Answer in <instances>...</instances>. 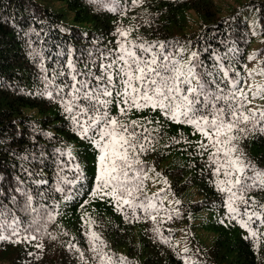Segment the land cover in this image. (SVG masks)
<instances>
[{
	"label": "trees",
	"instance_id": "16d2710c",
	"mask_svg": "<svg viewBox=\"0 0 264 264\" xmlns=\"http://www.w3.org/2000/svg\"><path fill=\"white\" fill-rule=\"evenodd\" d=\"M44 1L0 0V193L7 190L12 195L18 178L25 175L22 169L27 168L53 185L51 189L31 182L24 185L48 193L43 200L36 197L34 206H54L53 218L42 222L35 240H0V264H93L89 233L100 238L104 253L113 260L122 257L125 264H264V217L253 221L249 235L242 237L240 223L222 213L226 194L211 183L215 176L209 152L197 147V141H207L189 125L166 120L158 112L133 110L122 118L128 123L137 120L151 133L152 143L140 155L145 171L138 195L159 193L163 198L162 211L153 213L156 221L142 210L132 216L112 199L99 193L93 196L97 152L75 133L59 103L44 93L40 69L42 62L50 74L57 66L56 53L67 47L85 53L113 48L120 39L117 29L126 28L128 40L167 43L186 54L196 51L208 66L217 62V56H226L224 63L234 62L232 72H239L248 83L250 55L264 69V0L241 2L254 14L246 16L235 6L216 13L212 0H138L135 4L132 0H57L72 13L67 27L63 14L46 7ZM185 21H193L195 27L184 28ZM248 99L246 110L253 109L249 95ZM113 114H118L115 108ZM234 143L238 149L234 155L243 154L256 169L264 170V134L256 131ZM69 150L85 179L71 189H79L76 195L63 198L66 194L55 192L54 185L57 163L69 159L60 153ZM151 171L159 179L155 189L147 180ZM192 189L196 197L170 202ZM17 199L23 203V197ZM246 199L255 201L259 212L264 190L254 187ZM8 207L15 210L10 203ZM16 214L31 219L23 212ZM207 234L209 248L200 240Z\"/></svg>",
	"mask_w": 264,
	"mask_h": 264
},
{
	"label": "snow or ice",
	"instance_id": "6c2138e0",
	"mask_svg": "<svg viewBox=\"0 0 264 264\" xmlns=\"http://www.w3.org/2000/svg\"><path fill=\"white\" fill-rule=\"evenodd\" d=\"M137 2L132 0L133 4ZM117 34L121 39L110 49L87 53L71 47L62 49L56 53L57 66L50 74L40 63L44 93L59 103L75 133L97 152L95 190L91 194L99 193L112 199L118 209L132 216L142 210L156 221L153 213L162 211L163 198L159 193L143 198L138 195L143 190L145 171L140 155L152 143L151 133L137 120L128 123L122 119L133 110L149 109L166 120L189 125L207 141H197V147L201 152H209L213 175L223 176L216 181V187L226 194L227 219L237 221L242 228L261 220L264 205L257 212L255 201L246 196L254 187L264 190V170L256 169L243 154L234 155L238 152L234 142L256 131L264 134V110H246L250 103L248 93L253 99L264 97V85L242 81L239 72H232L234 62L224 63L226 56H217V62L208 66L196 51L186 54L183 48L173 49L167 43H137L128 40L129 33L120 29ZM35 35L38 37L40 33L37 31ZM33 53L40 55L35 49ZM254 71L249 72V77ZM255 74L264 77V69ZM113 108L117 115L113 114ZM60 155H67L69 159L57 163L54 190L65 193L63 198H70L79 192V189L76 192L71 189L85 177L74 163L70 150ZM22 172L25 175L18 178L12 195H7V190L0 193L3 197L0 200V240L12 237L35 240L42 222L53 218L54 206H34L36 197L43 200L48 193L42 188L30 191L24 187L29 182L38 188L48 185L51 189L53 185L47 179H37L38 174L27 168ZM17 195L23 197L22 204ZM4 201L14 205L15 210ZM17 212L31 219H21ZM251 235L256 233L251 232ZM89 246L95 253L91 257L93 264H125L122 257L113 260L102 251L103 242L95 233H89Z\"/></svg>",
	"mask_w": 264,
	"mask_h": 264
},
{
	"label": "rangeland",
	"instance_id": "374dc122",
	"mask_svg": "<svg viewBox=\"0 0 264 264\" xmlns=\"http://www.w3.org/2000/svg\"><path fill=\"white\" fill-rule=\"evenodd\" d=\"M243 1L244 0H241V1L240 0H235V1H233V0H212V4L216 5L215 6L216 11L215 12L219 13V14H224L225 13V8H226V10H228L229 8H232L233 6H235L237 8L242 9V13L245 16L248 15V14L254 15L252 10L249 8V6H245V5L241 4V2H243ZM44 3L46 5V7H48L49 9H52L53 11L54 10L58 11V12L63 14V20L62 21H63V26L64 27H67V25H69L71 23V15H72V13L69 10H67L63 6V4L61 2H59L57 0H45ZM185 22L188 23V25L185 26L184 28H186V29L188 28L189 29V28H192V27L194 28L195 27L193 21H185ZM253 26L254 25L251 24L252 28H253ZM123 31H127V29L124 28ZM120 39H121V37H120ZM249 60H250L249 61V66L247 68L248 83L254 84V85H261V80H262L261 76L255 74L256 72H259L261 70L260 66H259V63L252 58V55L249 56ZM253 70H255L253 75L251 77H249V72L253 71ZM248 95L252 99L251 106H252L253 109H260V110L263 109L264 110V99L260 100V99H258V97L253 99L250 92L248 93ZM61 114L66 116V114L63 112L62 108H61ZM218 179H223V176H220V177L215 176L213 182H211V183L216 184V181ZM148 181L150 182L151 186L154 187V189L159 187V179L157 177V173L156 172L151 171V172L148 173ZM192 188H195V187H192ZM191 191H192V193L190 191H188V193L186 191H184L187 194L186 193H182L181 191H179L177 194H181V193L182 194L179 195V197H177L175 200L179 201V202L180 201H188V200L196 197V193H193V189ZM222 213H223L224 216H226L227 211H226L225 207L222 210ZM240 228L242 230H244V233L242 234V232H241L240 235L242 237L246 238L249 235L248 227L247 228L240 227ZM200 240H201V244L205 248H207L209 244L211 245V243L209 242L210 234L201 236ZM202 241H203V243H202ZM254 246L257 247V248L259 247L258 244H254Z\"/></svg>",
	"mask_w": 264,
	"mask_h": 264
},
{
	"label": "clouds",
	"instance_id": "9594fccd",
	"mask_svg": "<svg viewBox=\"0 0 264 264\" xmlns=\"http://www.w3.org/2000/svg\"><path fill=\"white\" fill-rule=\"evenodd\" d=\"M147 180H148V176H147ZM177 197H179V196L176 195V197L171 198L170 202L174 201Z\"/></svg>",
	"mask_w": 264,
	"mask_h": 264
}]
</instances>
